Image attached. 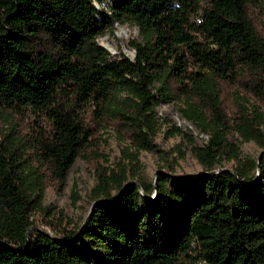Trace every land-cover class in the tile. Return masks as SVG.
<instances>
[{
  "label": "trees",
  "instance_id": "obj_1",
  "mask_svg": "<svg viewBox=\"0 0 264 264\" xmlns=\"http://www.w3.org/2000/svg\"><path fill=\"white\" fill-rule=\"evenodd\" d=\"M110 12L106 24L93 0H0V264H264V0H113ZM115 21L138 27L132 57L98 40ZM160 102L208 135L173 125L202 166L192 205L189 175L140 174ZM108 127L128 146L96 169L86 222L36 225L47 184L97 159ZM233 132L259 155L241 159ZM224 158L236 164L216 168Z\"/></svg>",
  "mask_w": 264,
  "mask_h": 264
},
{
  "label": "rangeland",
  "instance_id": "obj_2",
  "mask_svg": "<svg viewBox=\"0 0 264 264\" xmlns=\"http://www.w3.org/2000/svg\"><path fill=\"white\" fill-rule=\"evenodd\" d=\"M93 1L97 7L98 19L108 24L112 17L110 7L113 0ZM138 38V27L135 24L116 21L98 36L99 42L107 47L112 57H119L122 53L132 57L134 49L130 45V40ZM232 91L233 88L230 85H223L222 97L226 106H233L235 102ZM247 97L242 100L245 104L255 102V98ZM178 106L176 103L167 102H160L156 106L160 127L154 136L155 147L151 150L141 149L139 151L142 165L140 174L147 180H153L158 168L163 167L164 169H173L180 174L189 175L185 186L191 194L189 204L192 205L200 197V185L195 181L194 174L201 172L202 166L193 153L188 140L181 133H172L173 125L176 124L186 129L192 134L193 139L201 144L206 142L208 135L184 118ZM1 123L0 120V127ZM261 128L264 131V123ZM97 135L99 140L102 139L97 159L84 160L78 158L71 167L61 189L53 182L47 184L42 206H46L50 213L40 209L32 214L33 220L39 227L50 232H59L62 226L73 228L82 224L89 214L94 202L91 196V188L96 183V169L101 165L106 166L122 160V148L128 146L127 142L120 139L117 132L111 127L102 128ZM230 138L236 142L241 159L245 157L256 158L259 155L261 148L254 140H244L237 132H233ZM131 149L133 150V148ZM235 164L236 159L224 158L216 165V168H231ZM59 212L60 215H58ZM97 253L99 256H104L102 250H97ZM196 264L208 263L199 261Z\"/></svg>",
  "mask_w": 264,
  "mask_h": 264
},
{
  "label": "water",
  "instance_id": "obj_3",
  "mask_svg": "<svg viewBox=\"0 0 264 264\" xmlns=\"http://www.w3.org/2000/svg\"><path fill=\"white\" fill-rule=\"evenodd\" d=\"M103 45V44H102ZM106 47V46H105ZM107 48V47H106ZM133 55H134V53H133ZM94 203V202H93ZM92 207H93V204H92ZM92 207H91V209H90V211H89V214H90V212H91V210H92ZM89 214L87 215V217L85 218V220L83 221V223L82 224H84L85 222H86V220L88 219V217H89Z\"/></svg>",
  "mask_w": 264,
  "mask_h": 264
}]
</instances>
